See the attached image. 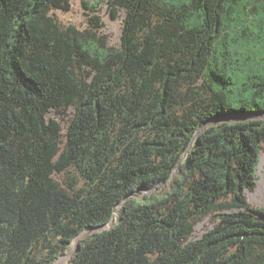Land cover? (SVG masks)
<instances>
[{
	"label": "trees",
	"instance_id": "16d2710c",
	"mask_svg": "<svg viewBox=\"0 0 264 264\" xmlns=\"http://www.w3.org/2000/svg\"><path fill=\"white\" fill-rule=\"evenodd\" d=\"M81 1L0 0V264H264V0Z\"/></svg>",
	"mask_w": 264,
	"mask_h": 264
},
{
	"label": "rangeland",
	"instance_id": "374dc122",
	"mask_svg": "<svg viewBox=\"0 0 264 264\" xmlns=\"http://www.w3.org/2000/svg\"><path fill=\"white\" fill-rule=\"evenodd\" d=\"M55 13L62 21L66 22V23L75 24L81 28L88 27L89 26V18L93 14L97 13L102 17V20L104 21V26L101 27V31L103 33L108 34L109 43L111 45H115V46L120 43L122 17L123 16L121 14L117 18H113L111 16L110 8L108 5H104L97 12H93L92 10L86 8L81 0H72L71 10H69V11L57 10ZM256 116H257V114L233 115L231 117H223V118H225V119H223V121H235V120L241 119V118L247 119V118L256 117ZM258 116L264 117V113L263 114L258 113ZM219 120H221V117H219V119H215L214 121L208 122L207 126L212 125ZM263 160H264V155L262 156V163H260V165L258 166L259 178L257 180V188L253 192H248L249 200L252 203H257L260 206H264V191L261 190V186H264V180H263L264 179V161ZM180 173H181V168L178 167L174 172L173 178L175 176L179 175ZM169 183L170 182L159 184L153 190H150V191L140 190L133 195V198H143V197H145L146 194L153 193L155 191H157L159 194H163L165 192L166 188L168 187ZM255 192H257V195H254ZM120 208H121V205H119L116 209V216L120 212ZM113 224L114 223L111 222L109 225H106V226L104 225V226H100V227H89V228L84 230V231H87V233L82 237V239L84 237H87L88 235H90L94 231L103 230V229H105V228H107ZM208 225H209L208 221L200 223L196 228V233L197 234L203 233L207 229L206 226H208ZM68 251H69V249L67 250V252ZM72 257H70L64 264H68L69 261L72 259Z\"/></svg>",
	"mask_w": 264,
	"mask_h": 264
},
{
	"label": "bare ground",
	"instance_id": "6f19581e",
	"mask_svg": "<svg viewBox=\"0 0 264 264\" xmlns=\"http://www.w3.org/2000/svg\"><path fill=\"white\" fill-rule=\"evenodd\" d=\"M208 125V124H205ZM203 130V129H202ZM199 135V134H198ZM264 161V160H263ZM264 180V179H263ZM264 186H261V190L264 191ZM259 194V193H258ZM254 195H257V192L254 193ZM87 233V231H84L82 233H80L77 238L71 243L70 247H69V251L66 252L65 254H63L57 261L55 264H64L70 257H72L75 252L77 251V247H78V243L80 242V240L82 239V237Z\"/></svg>",
	"mask_w": 264,
	"mask_h": 264
},
{
	"label": "water",
	"instance_id": "95a60500",
	"mask_svg": "<svg viewBox=\"0 0 264 264\" xmlns=\"http://www.w3.org/2000/svg\"><path fill=\"white\" fill-rule=\"evenodd\" d=\"M205 127V125H202L200 128H199V130L197 131V133H196V135H195V139H196V137H197V135L200 133V131L203 129ZM188 154V151L186 152V154L184 155V158L182 159V161L180 162V164H179V168H181V166H182V164H183V162H184V160H185V158H186V155ZM260 163H262V158H261V162ZM260 163H259V165H260ZM258 165V166H259ZM258 172V171H257ZM117 209V208H116ZM111 222H113V223H116L117 222V216L115 215L114 216V218H113V220L111 221ZM102 226H104V225H102ZM106 226V225H105ZM91 227H93V226H91ZM96 227H100V226H96ZM79 247H80V242L78 243V247H77V249H79ZM60 258V257H59Z\"/></svg>",
	"mask_w": 264,
	"mask_h": 264
}]
</instances>
